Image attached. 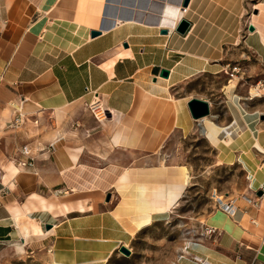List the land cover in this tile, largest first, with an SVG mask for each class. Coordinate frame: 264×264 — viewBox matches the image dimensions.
Listing matches in <instances>:
<instances>
[{
	"label": "crops",
	"instance_id": "crops-1",
	"mask_svg": "<svg viewBox=\"0 0 264 264\" xmlns=\"http://www.w3.org/2000/svg\"><path fill=\"white\" fill-rule=\"evenodd\" d=\"M258 72L264 0H188L184 10L179 0H0V247L52 264L106 262L181 197L187 171L161 165L162 145L190 132L195 97L209 104L204 139L241 168L246 188L219 199L233 212L214 206L203 224L215 233L178 264H264V101L240 81ZM199 76L215 83L213 98L184 89ZM94 98L100 122L86 109ZM41 113L54 119L37 134L11 126Z\"/></svg>",
	"mask_w": 264,
	"mask_h": 264
},
{
	"label": "rangeland",
	"instance_id": "rangeland-1",
	"mask_svg": "<svg viewBox=\"0 0 264 264\" xmlns=\"http://www.w3.org/2000/svg\"><path fill=\"white\" fill-rule=\"evenodd\" d=\"M251 77L240 81H247L246 87L253 95L255 82L264 81V72H258ZM212 84L215 83L210 77L199 76L184 89L205 95L210 93L213 98L210 92ZM230 84L234 85V81ZM248 96L249 94L244 98ZM257 99L263 102L264 95L257 96ZM222 105L223 103L217 100L216 107H213L220 110ZM52 119L54 116L50 113L26 116L21 119L18 124L20 128L17 130L25 139L27 135L38 133L43 122ZM193 123L189 133L178 135L176 139H167L162 145L168 160L163 161L161 165L178 166L176 170H179V166L184 167L189 175L181 197L168 212L141 228L124 245L128 254L116 250L103 264H178V257L184 253V246L195 238L205 216L216 206L214 199L219 197L224 200L227 196L240 195L245 190L246 179L241 168L235 164H221L215 157L214 148L203 137L201 121L193 120ZM117 199L118 195L113 192V201ZM0 264L52 263L41 255L30 254L19 246L9 245L0 247Z\"/></svg>",
	"mask_w": 264,
	"mask_h": 264
},
{
	"label": "built area",
	"instance_id": "built-area-1",
	"mask_svg": "<svg viewBox=\"0 0 264 264\" xmlns=\"http://www.w3.org/2000/svg\"><path fill=\"white\" fill-rule=\"evenodd\" d=\"M180 1L181 0H179V3H180ZM182 10H184V7H182ZM226 67H227V69L224 70V73L229 78L241 71V66L239 65V63H235V64H231V65L229 64V65H226ZM254 90H255V92H254L253 96H255V97L264 95V81L257 80L254 84ZM86 109L89 112V114L92 116L94 121H96V122H100L107 117L106 110L101 106V104L97 98H94L89 103H87ZM20 122H21V118L18 115L16 118L13 119L11 126H17L18 124H20ZM219 199H220L219 197H216L214 199V202L216 203V205L220 206L225 211L232 213L233 208H232L231 204L229 202L222 204ZM213 233H215L214 227L202 224L200 231L197 233L195 238L192 241L188 242L184 246V251L187 250V248L191 244H195L196 242H198V239L209 238ZM181 257H182V255H180L178 257V259H180ZM191 260L196 262V263H199V264H206L205 261L202 260L200 257L192 256Z\"/></svg>",
	"mask_w": 264,
	"mask_h": 264
},
{
	"label": "water",
	"instance_id": "water-1",
	"mask_svg": "<svg viewBox=\"0 0 264 264\" xmlns=\"http://www.w3.org/2000/svg\"><path fill=\"white\" fill-rule=\"evenodd\" d=\"M187 1L188 0H181L180 6L185 7L187 4ZM187 27H188V23L185 20L180 19L176 23L174 30L177 33L183 34V33H185ZM248 29L251 30L252 27L249 26ZM99 32H100L99 30H91L89 32V34L92 37V36L99 34ZM161 32L165 33V30L162 29ZM159 75L162 77H166L167 76V70L161 68L159 71ZM186 107H187V110H188L190 117L194 120H198V119H201V118L209 115V104L206 100L192 97V98L187 100ZM257 194L260 195L261 191H259ZM106 199H108V195H106ZM117 250L119 252H122L123 254H128V249H126V247L124 245H120Z\"/></svg>",
	"mask_w": 264,
	"mask_h": 264
},
{
	"label": "bare ground",
	"instance_id": "bare-ground-1",
	"mask_svg": "<svg viewBox=\"0 0 264 264\" xmlns=\"http://www.w3.org/2000/svg\"><path fill=\"white\" fill-rule=\"evenodd\" d=\"M204 118V117H203ZM202 119V118H201ZM210 126H212L213 127V124H209ZM217 129V128H216ZM211 131H213V130H211ZM186 173V172H185ZM188 178H189V175H188V173L185 175V177H184V180H185V182L187 183V181H188ZM184 186L185 185H182V186H178L180 189H178V192L174 195L175 197L176 196H179L180 195V193H181V191L183 190V188H184ZM144 188V187H143ZM142 188V189H143ZM166 188V187H165ZM176 188V187H175ZM145 189V188H144ZM164 190V189H163ZM158 191H160V190H158ZM157 191V192H158ZM165 191V190H164ZM156 192V193H157ZM155 194V193H154ZM158 194V193H157ZM168 194H171V193H168ZM173 194V193H172ZM140 195H141V193L139 194V196L138 197H140ZM125 196V195H124ZM127 196V195H126ZM129 196V195H128ZM127 196V197H128ZM134 196V195H133ZM150 196V195H149ZM151 196H153V195H151ZM150 196V197H151ZM156 197V196H155ZM154 197V198H155ZM158 197V196H157ZM134 198V197H133ZM170 198H172V197H170ZM153 200V199H152ZM157 200V199H156ZM155 201V200H154ZM158 201V200H157ZM160 201V200H159ZM153 202V201H152ZM163 202V201H162ZM167 202V201H166ZM126 203H128L129 204V202H126ZM169 203V202H168ZM127 204V205H128ZM130 204H132V203H130ZM134 204V203H133ZM146 204H148L149 205V203H146ZM146 204H144V206L146 205ZM162 204V203H161ZM126 205V204H125ZM143 205V204H142ZM163 205H165V204H163ZM120 206H121V204H120ZM150 206H151V204H150ZM154 206V205H153ZM129 207H131V206H129ZM163 207V206H162ZM120 208V207H119ZM123 209V208H122ZM130 209V208H129ZM131 210V209H130ZM143 210V209H142ZM154 210V209H153ZM160 210V209H159ZM159 210H157V211H159ZM164 210V209H163ZM137 212V211H136ZM134 213V212H133ZM119 214H124V212L122 213V212H120ZM138 214V213H137ZM120 216V215H119ZM140 218V217H139ZM133 219V218H132ZM137 220V219H136ZM139 221H140V219H138ZM145 221V220H144ZM137 222V221H136ZM143 222H141V223H139L140 225H137L138 226V228H140L141 227V224H142ZM146 223H148V218H146ZM135 229V228H134Z\"/></svg>",
	"mask_w": 264,
	"mask_h": 264
}]
</instances>
